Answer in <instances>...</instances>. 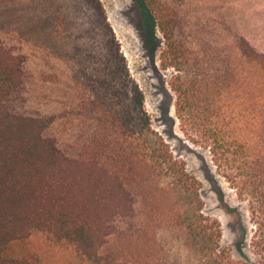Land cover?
Masks as SVG:
<instances>
[{
  "label": "trees",
  "instance_id": "1",
  "mask_svg": "<svg viewBox=\"0 0 264 264\" xmlns=\"http://www.w3.org/2000/svg\"><path fill=\"white\" fill-rule=\"evenodd\" d=\"M8 1L12 16L0 22L19 37L14 45L0 39V264H32L12 248L34 231L90 264H252L248 253L241 262L221 244V223L203 212L199 180L152 129L101 0ZM239 43L247 114L234 108L225 120L228 129H247L243 166L202 112L199 79L179 65L187 61L176 63L169 85L179 128L189 136L205 130L213 161L247 191L249 247L264 264V51L248 39ZM30 46L45 50L43 70H61L48 80L59 99L45 96L47 111L27 106L36 71ZM166 195L178 210L159 216L155 203ZM170 228L182 240L178 249L161 245L160 233Z\"/></svg>",
  "mask_w": 264,
  "mask_h": 264
},
{
  "label": "rangeland",
  "instance_id": "2",
  "mask_svg": "<svg viewBox=\"0 0 264 264\" xmlns=\"http://www.w3.org/2000/svg\"><path fill=\"white\" fill-rule=\"evenodd\" d=\"M149 1L152 2V11L143 0H101L115 34V47L124 57L131 78L143 91L152 129L199 180L203 212L221 223V244L236 260H247L248 253L251 263L258 264V258L249 247L253 223L247 191L241 184L227 178L213 161L209 150L210 135H206L205 130L201 129L198 136H189L179 128L174 110L176 96L169 83L176 74L175 65L187 61L184 66L179 65L185 76L199 79L202 112L212 115L213 124L218 128L215 136L225 139L226 144L236 150L231 157L236 166H243L247 161V129H228L225 116H229L234 108L243 116L247 114V58L239 42L248 39L264 51V0ZM8 6V0H0V21L11 18ZM18 37L15 29L3 27L0 22V39L14 45L18 43L15 41ZM27 51L35 55L32 64L36 68L27 106L32 110L47 111L45 96L52 102L59 99L56 87L48 80L54 75L58 77L61 70L41 68L46 61L44 49L30 46ZM54 64L57 66L58 62L54 60ZM165 64L167 69L163 68ZM216 77L223 81V87L215 80V84L211 82ZM205 106L210 107V112L204 110ZM236 172L242 173L241 170ZM176 201L173 195L158 196L155 203L157 215L168 217L173 214L178 210ZM160 241L167 250L182 245L173 228L160 233ZM239 244L243 254L238 250ZM12 253L27 258L32 264H90L82 260L72 247L56 244L38 231L26 241L15 244ZM121 264L135 263L127 258Z\"/></svg>",
  "mask_w": 264,
  "mask_h": 264
}]
</instances>
